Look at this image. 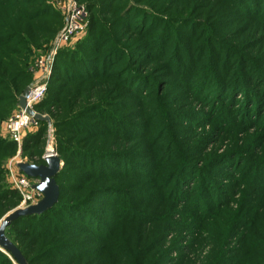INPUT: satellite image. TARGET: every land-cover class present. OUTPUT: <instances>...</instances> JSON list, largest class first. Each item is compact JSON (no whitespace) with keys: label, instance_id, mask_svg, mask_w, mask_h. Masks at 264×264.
I'll list each match as a JSON object with an SVG mask.
<instances>
[{"label":"rangeland","instance_id":"374dc122","mask_svg":"<svg viewBox=\"0 0 264 264\" xmlns=\"http://www.w3.org/2000/svg\"><path fill=\"white\" fill-rule=\"evenodd\" d=\"M75 1L87 27L18 147L5 123L65 12L0 0V223L22 208L9 166L61 164L58 205L4 230L22 262L0 264H264V0Z\"/></svg>","mask_w":264,"mask_h":264},{"label":"built area","instance_id":"2783aa9c","mask_svg":"<svg viewBox=\"0 0 264 264\" xmlns=\"http://www.w3.org/2000/svg\"><path fill=\"white\" fill-rule=\"evenodd\" d=\"M62 9L65 12V22L63 28L57 33L52 42L49 56L40 58L35 62L36 72L43 73L45 75L44 79L28 87L27 91L23 93L25 107L22 108L19 106L18 110L5 123L7 135L18 147L22 142L24 134L33 127H37L38 121H41L34 116V106L45 94V79L48 75L47 72L53 56L57 50L74 42L87 27L88 12L83 5L78 4L75 0H63ZM47 136L49 137V132H47ZM8 171L9 184L19 196L20 206L25 208L36 204L42 197L36 188L37 180L30 179L11 166H9Z\"/></svg>","mask_w":264,"mask_h":264},{"label":"water","instance_id":"95a60500","mask_svg":"<svg viewBox=\"0 0 264 264\" xmlns=\"http://www.w3.org/2000/svg\"><path fill=\"white\" fill-rule=\"evenodd\" d=\"M28 89V88H27ZM27 89L24 91L26 92ZM20 107H25L24 96L21 95L18 100ZM41 121H48L47 117L34 114ZM60 159L53 151L44 154V163L41 165L19 164L21 173L30 179L37 180L36 188L41 193L42 198L36 204L25 208L17 209L8 214L0 223V246H3L17 260L21 261L16 247L4 235V230L9 224L19 217L40 214L54 206L59 197V187L55 181V175L60 171Z\"/></svg>","mask_w":264,"mask_h":264},{"label":"trees","instance_id":"16d2710c","mask_svg":"<svg viewBox=\"0 0 264 264\" xmlns=\"http://www.w3.org/2000/svg\"><path fill=\"white\" fill-rule=\"evenodd\" d=\"M39 104V102L34 106V109H36L37 108V105ZM38 125L40 126V128H42V130H40V132H42V135H43V133L45 134V130H46V125H45V123L44 122H42V121H38ZM45 125V126H44ZM42 163H44V162H42ZM60 171L55 175V181L56 182H58L57 180H58V177H59V175H60ZM60 191V190H59ZM16 196H17V198L19 199V196L16 194ZM58 200H57V202L54 204V206H52L51 208H49V209H47L46 211H44L43 213H40V214H45L48 210H53L57 205H58ZM34 215H37V214H32V215H27V216H22V217H19V218H17L16 220H14V221H12L10 224H9V226L11 225V224H13L14 222H16L17 220H19L20 218H23V217H33ZM8 226V227H9ZM7 227V228H8ZM6 229V228H5Z\"/></svg>","mask_w":264,"mask_h":264},{"label":"bare ground","instance_id":"6f19581e","mask_svg":"<svg viewBox=\"0 0 264 264\" xmlns=\"http://www.w3.org/2000/svg\"><path fill=\"white\" fill-rule=\"evenodd\" d=\"M20 262H22V261H20Z\"/></svg>","mask_w":264,"mask_h":264}]
</instances>
